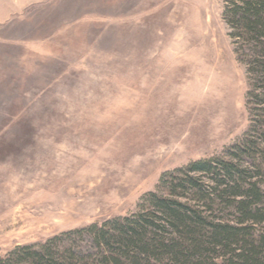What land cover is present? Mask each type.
Segmentation results:
<instances>
[{
	"label": "rangeland",
	"instance_id": "1",
	"mask_svg": "<svg viewBox=\"0 0 264 264\" xmlns=\"http://www.w3.org/2000/svg\"><path fill=\"white\" fill-rule=\"evenodd\" d=\"M228 1L0 0V255L132 212L248 130Z\"/></svg>",
	"mask_w": 264,
	"mask_h": 264
},
{
	"label": "trees",
	"instance_id": "2",
	"mask_svg": "<svg viewBox=\"0 0 264 264\" xmlns=\"http://www.w3.org/2000/svg\"><path fill=\"white\" fill-rule=\"evenodd\" d=\"M222 16L230 37L251 43L248 130L163 171L132 212L16 246L0 264H264V92L253 93L264 91V0H229Z\"/></svg>",
	"mask_w": 264,
	"mask_h": 264
},
{
	"label": "bare ground",
	"instance_id": "3",
	"mask_svg": "<svg viewBox=\"0 0 264 264\" xmlns=\"http://www.w3.org/2000/svg\"><path fill=\"white\" fill-rule=\"evenodd\" d=\"M205 39V38H204Z\"/></svg>",
	"mask_w": 264,
	"mask_h": 264
}]
</instances>
